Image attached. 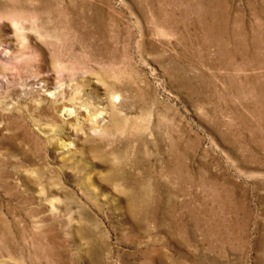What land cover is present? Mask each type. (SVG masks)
<instances>
[{
    "label": "rangeland",
    "instance_id": "obj_1",
    "mask_svg": "<svg viewBox=\"0 0 264 264\" xmlns=\"http://www.w3.org/2000/svg\"><path fill=\"white\" fill-rule=\"evenodd\" d=\"M0 264H264V0H0Z\"/></svg>",
    "mask_w": 264,
    "mask_h": 264
},
{
    "label": "bare ground",
    "instance_id": "obj_2",
    "mask_svg": "<svg viewBox=\"0 0 264 264\" xmlns=\"http://www.w3.org/2000/svg\"><path fill=\"white\" fill-rule=\"evenodd\" d=\"M5 59L6 57L4 56L2 49H0V60H5Z\"/></svg>",
    "mask_w": 264,
    "mask_h": 264
}]
</instances>
